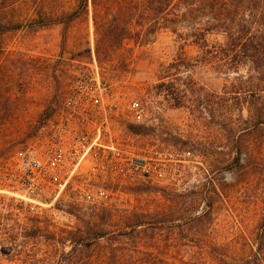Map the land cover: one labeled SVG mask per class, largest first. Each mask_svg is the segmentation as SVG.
<instances>
[{
	"label": "rangeland",
	"instance_id": "obj_1",
	"mask_svg": "<svg viewBox=\"0 0 264 264\" xmlns=\"http://www.w3.org/2000/svg\"><path fill=\"white\" fill-rule=\"evenodd\" d=\"M80 4L0 0V264H111L106 257L114 253L125 255V264H217L247 255L264 215V172L258 171L264 132L244 137L255 152L252 163H234L226 75L208 62L172 64L178 56L197 63L198 46L158 25L146 0ZM84 7L68 24L52 22ZM91 78L123 110L111 122L115 143L142 156L150 173L76 180L81 188L58 197L27 196L25 162L52 146L68 94ZM172 86L188 90L185 105L168 91ZM133 101L141 115L127 111ZM92 185L107 189V198H88L84 188ZM207 198L214 202L211 221L197 232L192 218L207 209ZM135 213L161 216L160 229L126 233ZM98 233L103 237L90 239ZM75 234L90 244L76 246Z\"/></svg>",
	"mask_w": 264,
	"mask_h": 264
},
{
	"label": "trees",
	"instance_id": "obj_2",
	"mask_svg": "<svg viewBox=\"0 0 264 264\" xmlns=\"http://www.w3.org/2000/svg\"><path fill=\"white\" fill-rule=\"evenodd\" d=\"M87 1L81 0L80 5H86ZM146 5L156 15L158 25L170 28L181 40H190L199 48L195 58L197 63L178 56L172 64L188 68L197 66L198 62H208L215 71L226 75L225 127L229 153L233 162L241 167L252 163L255 152L251 142L244 137L257 130L264 132V0H146ZM83 11L85 7L82 11L77 9L53 18L52 22L68 24ZM127 32L129 30L125 28L123 34L117 36L116 43ZM214 35L221 38L213 39ZM172 87L168 91L175 95L177 104L185 105L188 90ZM244 109L247 110V117L243 114ZM261 157L263 162L259 173L264 172V152ZM206 201L207 209L192 218L197 232L205 230L211 221L214 202L208 198ZM149 215L135 213L134 222L130 224L131 230L126 233L148 234L160 229L161 216ZM100 237L103 234L98 233L90 239L98 241ZM72 240L76 246L90 244L88 237L80 234H75ZM138 246L134 244L133 249L144 252ZM106 259L111 264H125L127 261L122 253H114ZM137 260L136 256L132 257V261ZM219 261L217 264H264V215L256 225L249 253L232 261L223 258ZM198 264L208 263L201 260Z\"/></svg>",
	"mask_w": 264,
	"mask_h": 264
},
{
	"label": "built area",
	"instance_id": "obj_3",
	"mask_svg": "<svg viewBox=\"0 0 264 264\" xmlns=\"http://www.w3.org/2000/svg\"><path fill=\"white\" fill-rule=\"evenodd\" d=\"M64 106L65 118L57 125L52 146L24 164L21 185L27 196L38 197L49 191L58 197L78 186L76 180L92 182L118 174L134 178L150 173L142 156L126 153L115 143L111 122L123 110L100 80L79 81ZM127 111L141 115L143 108L139 101H133ZM84 190L90 199L108 196L107 189L97 186Z\"/></svg>",
	"mask_w": 264,
	"mask_h": 264
}]
</instances>
